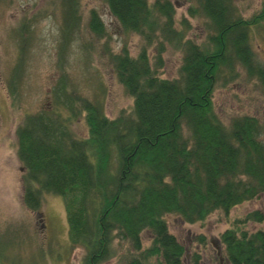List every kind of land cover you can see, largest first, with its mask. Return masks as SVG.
<instances>
[{"label": "trees", "instance_id": "trees-1", "mask_svg": "<svg viewBox=\"0 0 264 264\" xmlns=\"http://www.w3.org/2000/svg\"><path fill=\"white\" fill-rule=\"evenodd\" d=\"M106 1L122 29L145 40L136 56L127 47L111 54L132 105L109 118L62 82L58 94L67 96L59 102L67 114L52 106L28 114L16 128L23 203L37 211L45 193L64 199L70 242L87 250L83 264L117 254L115 239L126 244L119 257L125 264H184L185 248L169 231L166 215L203 221L264 192V127L250 115L225 124L213 107L221 73L232 78L241 67L264 85V66L249 44V30L264 22V2L244 19L233 13L231 0H198L194 11L209 17L211 33L197 44L186 38L187 26L177 29L171 0ZM98 24L93 11L89 26L102 33ZM164 41L183 53L174 78L159 72ZM155 42L152 64L148 47ZM81 116L88 130L83 138L70 127ZM249 220L262 222L264 215L254 211L236 219L222 235L230 264H264V230L242 229ZM144 231L151 232L147 247ZM198 258L196 253V264Z\"/></svg>", "mask_w": 264, "mask_h": 264}, {"label": "rangeland", "instance_id": "rangeland-1", "mask_svg": "<svg viewBox=\"0 0 264 264\" xmlns=\"http://www.w3.org/2000/svg\"><path fill=\"white\" fill-rule=\"evenodd\" d=\"M171 1L177 29L187 26L186 38L202 44L211 28L209 17L196 13L198 0ZM231 2L233 13L246 19L261 9L264 0ZM93 11L98 14L102 33L89 26ZM144 44L142 35L122 29L106 0H0V264L84 263L87 250L70 242L62 197L45 193L37 211L24 205V167L17 154L16 128L28 114L52 106L67 114L66 105L59 102L65 103L67 96L65 91L58 94L62 82L70 94L101 106L109 118L129 108L132 98L116 76L111 54L127 47L130 55L136 56ZM249 44L255 60L264 66V22L249 30ZM176 46L164 41L159 68L163 77L178 75L183 53ZM148 55L153 64L156 42L148 47ZM237 70L232 78L229 72L221 73L213 94L214 110L225 124L235 116L250 115L264 127V85L243 68ZM70 127L80 138L88 134L82 116ZM254 211L264 215V192L234 206L228 214L216 210L203 221L185 222L176 214L165 219L169 231L185 248L184 264H196V253L197 264H230L222 235L234 228L236 219ZM241 227L249 232L264 230V220H249ZM151 240V232H142L143 247ZM120 245L115 239L118 253L100 264H125L119 257L126 244Z\"/></svg>", "mask_w": 264, "mask_h": 264}, {"label": "flooded vegetation", "instance_id": "flooded-vegetation-1", "mask_svg": "<svg viewBox=\"0 0 264 264\" xmlns=\"http://www.w3.org/2000/svg\"><path fill=\"white\" fill-rule=\"evenodd\" d=\"M218 253H220V251L218 252ZM218 255V254H217ZM222 259V258H221Z\"/></svg>", "mask_w": 264, "mask_h": 264}]
</instances>
